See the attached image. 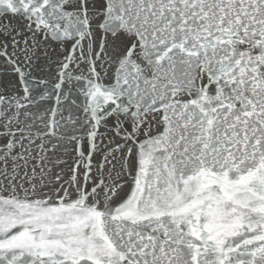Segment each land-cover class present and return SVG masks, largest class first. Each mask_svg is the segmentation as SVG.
Instances as JSON below:
<instances>
[{"label":"snow or ice","instance_id":"1","mask_svg":"<svg viewBox=\"0 0 264 264\" xmlns=\"http://www.w3.org/2000/svg\"><path fill=\"white\" fill-rule=\"evenodd\" d=\"M0 264H264V0H0Z\"/></svg>","mask_w":264,"mask_h":264}]
</instances>
